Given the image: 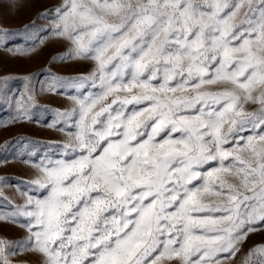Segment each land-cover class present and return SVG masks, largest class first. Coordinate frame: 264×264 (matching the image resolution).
Wrapping results in <instances>:
<instances>
[{
    "label": "snow or ice",
    "instance_id": "6c2138e0",
    "mask_svg": "<svg viewBox=\"0 0 264 264\" xmlns=\"http://www.w3.org/2000/svg\"><path fill=\"white\" fill-rule=\"evenodd\" d=\"M51 12L70 42L59 59L94 61L99 91L61 113L74 130L35 165L25 204L0 215L26 230L0 239V264L21 253L40 264H235L264 230V0H63L40 16ZM85 79L50 74L40 88ZM24 80L13 122L35 99L34 76ZM8 97L0 80V103ZM241 264H264V245Z\"/></svg>",
    "mask_w": 264,
    "mask_h": 264
},
{
    "label": "rangeland",
    "instance_id": "374dc122",
    "mask_svg": "<svg viewBox=\"0 0 264 264\" xmlns=\"http://www.w3.org/2000/svg\"><path fill=\"white\" fill-rule=\"evenodd\" d=\"M62 2L0 0V80L7 79L9 92L8 101L0 103V215H11L17 205L25 204L27 196L36 188L32 183L39 175L35 165L46 155L57 158L54 150L62 147L69 130H74L72 119L61 113L71 112L76 107L74 97L99 91V81L93 84L90 78L95 62L71 57L59 59L69 55L70 42L55 35L51 20L54 12L48 18L40 16ZM50 74L65 79H86L75 86L67 84L63 90L57 85L54 91H41V82L47 81ZM33 76L34 102L25 118L13 122L17 105L12 96L19 97L21 91H25L24 78ZM246 107L251 110L250 106ZM66 120L67 126L61 130ZM25 236L26 230L19 223L0 220V239L20 241ZM261 245H264V230L249 234L234 258L235 264H241L249 249ZM11 259L14 264H40L42 258L38 254L21 253Z\"/></svg>",
    "mask_w": 264,
    "mask_h": 264
}]
</instances>
